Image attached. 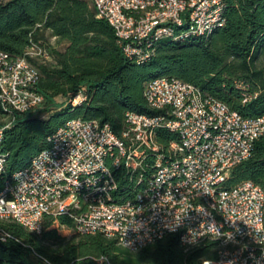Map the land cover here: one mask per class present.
<instances>
[{
	"label": "built area",
	"instance_id": "1",
	"mask_svg": "<svg viewBox=\"0 0 264 264\" xmlns=\"http://www.w3.org/2000/svg\"><path fill=\"white\" fill-rule=\"evenodd\" d=\"M96 18L114 30L122 55L137 62L164 38L207 36L223 25V0H91ZM49 63L44 45L19 58L0 51V173L2 141L15 115L38 109L40 73ZM143 96L160 115L126 113L117 137L106 123L74 118L49 137L48 149L13 173L0 191V221L39 235L46 218L71 234H101L130 251L178 234L185 252L213 244L214 258L198 264H264V191L251 181L226 188L231 171L246 161L264 136V116L244 118L197 87L165 77L148 81ZM83 91L69 100L85 101ZM247 99H244V102ZM159 129L176 135L166 147ZM154 159V174L133 198L116 202L118 179ZM65 217L72 227L59 225ZM15 240L0 227V243ZM101 261L104 259H100ZM185 264V263H182Z\"/></svg>",
	"mask_w": 264,
	"mask_h": 264
},
{
	"label": "trees",
	"instance_id": "2",
	"mask_svg": "<svg viewBox=\"0 0 264 264\" xmlns=\"http://www.w3.org/2000/svg\"><path fill=\"white\" fill-rule=\"evenodd\" d=\"M222 18L223 25L207 36L156 41L153 54L137 62L122 55L114 30L96 18L91 0L0 1V51L19 58L34 43L49 51L47 38L65 44L61 52L49 51L51 62L32 61L40 73L37 91L44 98L40 113L45 116L32 115L39 107L15 115L5 128L0 191L13 173L49 148L48 137L67 120L106 123L121 137L127 127V112L162 114L150 110L143 96L145 84L155 78L191 84L244 118L264 116V0H223ZM80 91L85 101L72 106L69 100ZM57 98L68 101L58 104ZM156 140L166 147L177 137L159 129ZM153 174L154 159L149 157L142 170L118 179L113 200L133 198ZM243 181L264 191V136L254 143L250 157L231 171L224 186L234 187ZM54 221L46 218L39 235L0 221V227L15 237L0 243V264H198L215 256L213 244L185 252L178 234H168L137 252L101 234H71L65 239L51 228ZM57 222L72 227L65 217H58Z\"/></svg>",
	"mask_w": 264,
	"mask_h": 264
},
{
	"label": "rangeland",
	"instance_id": "3",
	"mask_svg": "<svg viewBox=\"0 0 264 264\" xmlns=\"http://www.w3.org/2000/svg\"><path fill=\"white\" fill-rule=\"evenodd\" d=\"M0 1L1 2H7L9 0H0ZM47 44L50 46L49 51L51 50V51L61 52L65 48V44L64 43L57 42L56 40H54L52 38L51 39L47 38ZM67 101L68 100L67 99H64V98H57L56 99V102L58 104H66ZM41 109H42V107H40L38 110L34 111V113L32 115H35V116H45V114L40 113ZM5 122H7V119H4L2 117V115H0V124L5 123ZM51 228L52 229L53 228L56 229L57 232H58V234H59V236L61 238L67 239V238L71 237V233L70 232H68L66 230H61L59 228H56V225H54Z\"/></svg>",
	"mask_w": 264,
	"mask_h": 264
}]
</instances>
